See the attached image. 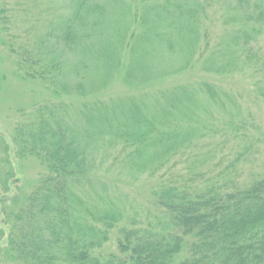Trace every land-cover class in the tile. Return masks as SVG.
I'll use <instances>...</instances> for the list:
<instances>
[{"label":"rangeland","instance_id":"1","mask_svg":"<svg viewBox=\"0 0 264 264\" xmlns=\"http://www.w3.org/2000/svg\"><path fill=\"white\" fill-rule=\"evenodd\" d=\"M262 9L264 0H0V264H14L9 253L14 225L10 212L20 209L48 172L41 155L24 154L30 148L22 149L38 131L37 108L42 104L62 101L49 112L53 123L63 126L78 150L87 154L96 174H112L122 182V188H111V198L102 202L123 214L121 225L129 224L128 216L143 221L155 213L152 191L165 180L182 183L196 174L199 183L208 186L224 182V174L232 171L245 179L264 172V30L235 28ZM212 24L220 29H210ZM208 30H218L220 36L214 53L199 64V40L207 39ZM24 50L33 63L39 61L40 70L47 68V85L25 77L18 64ZM133 60L164 71L150 80L191 69L159 87L199 82L195 90L168 88L151 94L155 99L148 106L145 101L148 117L140 118L146 133L142 142L153 144L155 160L163 159L152 170L133 165L135 145H129L130 154L123 148L129 112L86 102L101 80L116 84ZM210 71L246 73L206 74ZM250 79L261 89L253 91ZM204 81L227 91L216 86V96L211 97ZM158 100L163 107L151 112L149 107ZM188 116L198 124H187ZM127 119L129 123L122 124ZM176 143L184 145L177 156ZM172 151L175 154L166 158ZM46 174L41 183L47 181ZM94 185L97 188V182ZM100 192L75 189L86 203L77 205L76 228L85 226L82 208L89 216L102 207Z\"/></svg>","mask_w":264,"mask_h":264},{"label":"trees","instance_id":"2","mask_svg":"<svg viewBox=\"0 0 264 264\" xmlns=\"http://www.w3.org/2000/svg\"><path fill=\"white\" fill-rule=\"evenodd\" d=\"M217 24L209 28L220 29ZM236 27L247 32L252 29L264 30V9L258 11L254 19L246 17L238 21ZM208 31L207 39L199 40V64L204 62L202 59L207 61L214 53L213 47L217 45L220 36L218 30ZM255 51L263 50L258 48ZM27 54L28 50H24L18 58L25 77L47 85V68L40 70L39 61L33 63ZM138 62L130 61L121 70L117 77L120 80L116 84L101 80L96 92L93 91V98H86L90 99L86 102L115 105L118 110L126 109L129 112L131 125H127L124 132L129 136L121 140L126 145L119 142L124 143L123 148L128 154L133 151L129 145H135L131 157L133 165L152 170L157 161L163 159L155 160V156L152 157L153 144L145 145L142 142L145 141L146 133L140 118L148 117L145 101L148 106V101L155 99L150 97L151 94L155 95L168 88L195 90L194 85L199 82L180 87H159L162 81L191 69L187 67L158 80H150L153 74L164 71L158 70L155 65ZM241 73L246 71L206 72L217 76ZM249 81L254 83L253 91L261 89L259 82ZM204 82L201 83L205 87L209 86L211 97L216 96V86L226 90ZM61 102H49L37 108L38 131L32 132L30 144L26 142L22 148H30L24 150V154L29 152L41 155V162L48 168V172L45 173L47 181L40 182L45 174L40 177L38 186L19 210H9L12 211L10 216L14 215L9 238V253L14 264H264V172L260 171L245 179L235 177L232 171L224 174V182L217 180L208 186L200 184V177L196 174L182 183L165 180L152 191L157 207L155 213L149 214L143 221L128 216L129 224L121 225L123 214L117 209H110L112 205L108 201L107 205L102 202L111 198V188L116 191L121 189L122 182L118 177L112 178V174H96L98 169H95L87 154L84 155L82 149L78 150L75 140L68 138L63 126L53 123L49 112L58 108ZM159 107L163 106L158 100L157 104L149 108L153 112ZM130 112H133L132 115ZM185 119L187 124L191 122L190 116ZM127 122L128 119L122 124L126 125ZM149 133L152 134L151 129ZM183 146L180 144L176 147V156L177 150ZM147 154L152 158H148ZM172 154L175 153L170 152L166 158ZM166 158L165 161H168ZM94 182H97V188ZM75 189L84 194L88 191L93 193L97 189L104 196L103 200L98 201L102 207L92 210L91 215L85 213V208L81 209L80 212H84L83 228H76L78 220L75 217L79 208L77 205L84 206L85 198L81 193H73Z\"/></svg>","mask_w":264,"mask_h":264}]
</instances>
